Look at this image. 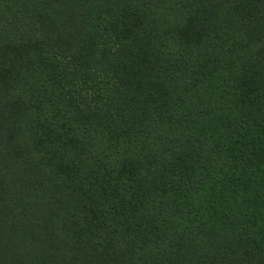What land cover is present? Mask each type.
<instances>
[{
  "label": "trees",
  "instance_id": "1",
  "mask_svg": "<svg viewBox=\"0 0 264 264\" xmlns=\"http://www.w3.org/2000/svg\"><path fill=\"white\" fill-rule=\"evenodd\" d=\"M0 264H264V0H0Z\"/></svg>",
  "mask_w": 264,
  "mask_h": 264
}]
</instances>
